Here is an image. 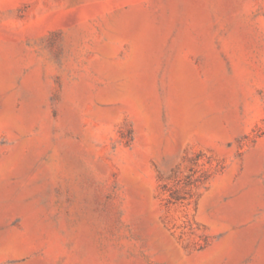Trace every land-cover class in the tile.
I'll return each instance as SVG.
<instances>
[{
	"label": "rangeland",
	"instance_id": "1",
	"mask_svg": "<svg viewBox=\"0 0 264 264\" xmlns=\"http://www.w3.org/2000/svg\"><path fill=\"white\" fill-rule=\"evenodd\" d=\"M0 264H264V0H0Z\"/></svg>",
	"mask_w": 264,
	"mask_h": 264
}]
</instances>
